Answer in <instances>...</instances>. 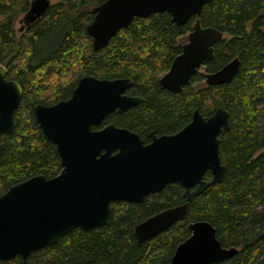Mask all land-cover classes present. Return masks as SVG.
Segmentation results:
<instances>
[{"label":"trees","instance_id":"1","mask_svg":"<svg viewBox=\"0 0 264 264\" xmlns=\"http://www.w3.org/2000/svg\"><path fill=\"white\" fill-rule=\"evenodd\" d=\"M104 0H54L22 28L31 0H0V63L22 95L15 127L0 134V193L30 176L54 177L61 169L55 145L41 131L33 105L53 104L71 95L78 79L128 77L126 93L143 98L122 113L108 114L100 126L115 124L147 140L148 133L172 134L185 126L195 108L208 117L217 107L229 112L230 127L219 134V158L226 166L221 182L188 202L185 216L156 236L138 243L134 226L184 202L183 187L167 184L141 203L113 201L109 225L74 228L54 244L33 250L26 264H169L176 246L191 233L188 224L208 221L232 257L211 264H264V0H209L199 15L178 25L168 12L134 17L98 50L86 26L92 8ZM196 18L222 31L205 61L180 92L159 84L180 53ZM16 23L19 25L16 27ZM238 57L230 82L207 85L205 73ZM204 179L211 178L207 170ZM0 264H23L19 255Z\"/></svg>","mask_w":264,"mask_h":264},{"label":"water","instance_id":"2","mask_svg":"<svg viewBox=\"0 0 264 264\" xmlns=\"http://www.w3.org/2000/svg\"><path fill=\"white\" fill-rule=\"evenodd\" d=\"M207 1L104 0L92 8L94 17L86 31L94 50H98L134 17L168 12L171 20L181 25L199 15ZM49 4L50 0H31L20 28L40 17ZM222 35L213 26H202L196 18L181 52L159 78L160 86L180 92L204 62L212 59L213 45ZM238 69L239 59L234 57L205 73V82L228 83ZM6 74L0 63V134L14 130V113L22 95L20 84L7 79ZM131 83L128 77L109 79L87 74L78 79L68 98L33 105L36 122L56 147L61 169L51 178L30 176L0 194V260L19 255L26 264L30 252L56 243L74 228L88 231L109 225L111 202L141 203L149 194L178 182L184 189V202L134 226V236L142 243L182 219L193 196L223 180L226 166L219 158V134L230 127L229 112L223 107L208 117L195 108L191 120L180 130L161 135L150 132L148 143L137 133L112 123L93 128L108 114L122 113L143 101L126 94ZM1 148L0 144V153ZM207 170L210 179L203 178ZM188 227L190 235L176 246L169 264H211L237 253L236 247L220 244L208 221L197 220Z\"/></svg>","mask_w":264,"mask_h":264},{"label":"flooded vegetation","instance_id":"3","mask_svg":"<svg viewBox=\"0 0 264 264\" xmlns=\"http://www.w3.org/2000/svg\"><path fill=\"white\" fill-rule=\"evenodd\" d=\"M180 52H181V51H180ZM131 84H132V83H131ZM129 87H130V86H129ZM129 87H128V88H129ZM126 91H127V90H126ZM126 94H127V93H126ZM127 95H129V96H133L132 94H129V93H128ZM138 97H139V96H138ZM136 105H137V104H136ZM131 107H132V106H131ZM129 108H130V107H129ZM129 108H128V109H129ZM102 121H103V120H102ZM102 121H101V122H102ZM100 124H101V123H100ZM100 124H99L98 126H94L93 128H94V129H98V128L102 127V126H100ZM103 126H104V125H103ZM131 131H132V130H131ZM133 132H134V131H133ZM150 132H153V133H154V131H150ZM150 132L148 133V136H149L148 141L145 140V139H143V138H141L139 135H138V136L144 141V143H148V142H150V140H151V138H150ZM135 133H136V132H135ZM137 134H138V133H137ZM154 134H155V133H154ZM155 135H157V134H155ZM159 135H160V134H159ZM0 144H1V143H0ZM1 145H2V144H1ZM1 152H2V148H1ZM0 155H1V153H0ZM5 191H6V190H5ZM5 191H4V192H5ZM4 192H2V193H4ZM2 193H0V194H2Z\"/></svg>","mask_w":264,"mask_h":264},{"label":"rangeland","instance_id":"4","mask_svg":"<svg viewBox=\"0 0 264 264\" xmlns=\"http://www.w3.org/2000/svg\"><path fill=\"white\" fill-rule=\"evenodd\" d=\"M54 0H50V2H53ZM19 24L18 23H16V27L18 26Z\"/></svg>","mask_w":264,"mask_h":264}]
</instances>
